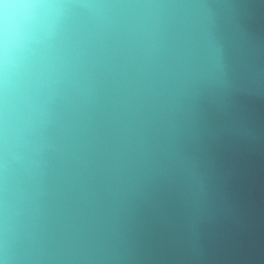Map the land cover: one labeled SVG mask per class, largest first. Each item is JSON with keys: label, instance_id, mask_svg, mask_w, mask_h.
<instances>
[{"label": "clouds", "instance_id": "clouds-1", "mask_svg": "<svg viewBox=\"0 0 264 264\" xmlns=\"http://www.w3.org/2000/svg\"><path fill=\"white\" fill-rule=\"evenodd\" d=\"M264 264V0H0V264Z\"/></svg>", "mask_w": 264, "mask_h": 264}, {"label": "water", "instance_id": "water-1", "mask_svg": "<svg viewBox=\"0 0 264 264\" xmlns=\"http://www.w3.org/2000/svg\"><path fill=\"white\" fill-rule=\"evenodd\" d=\"M221 264H244L243 256L228 257L221 261Z\"/></svg>", "mask_w": 264, "mask_h": 264}]
</instances>
